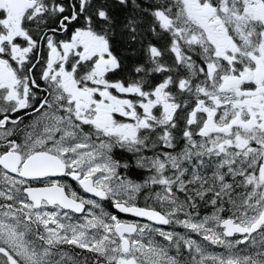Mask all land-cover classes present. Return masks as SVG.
Segmentation results:
<instances>
[{"label":"snow or ice","instance_id":"6c2138e0","mask_svg":"<svg viewBox=\"0 0 264 264\" xmlns=\"http://www.w3.org/2000/svg\"><path fill=\"white\" fill-rule=\"evenodd\" d=\"M0 264H264V0H0Z\"/></svg>","mask_w":264,"mask_h":264}]
</instances>
